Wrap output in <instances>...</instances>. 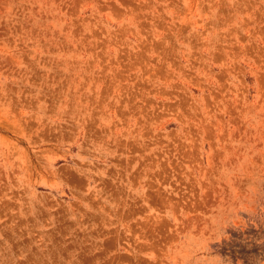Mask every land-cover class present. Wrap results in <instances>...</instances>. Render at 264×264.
I'll return each instance as SVG.
<instances>
[{
    "label": "rangeland",
    "instance_id": "obj_1",
    "mask_svg": "<svg viewBox=\"0 0 264 264\" xmlns=\"http://www.w3.org/2000/svg\"><path fill=\"white\" fill-rule=\"evenodd\" d=\"M0 264H264V0H0Z\"/></svg>",
    "mask_w": 264,
    "mask_h": 264
}]
</instances>
